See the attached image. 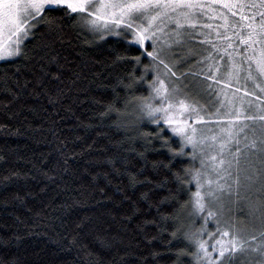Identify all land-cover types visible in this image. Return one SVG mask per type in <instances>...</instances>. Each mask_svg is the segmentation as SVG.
Instances as JSON below:
<instances>
[{"label": "snow or ice", "instance_id": "obj_1", "mask_svg": "<svg viewBox=\"0 0 264 264\" xmlns=\"http://www.w3.org/2000/svg\"><path fill=\"white\" fill-rule=\"evenodd\" d=\"M65 21L92 38L86 45L114 41L123 49L121 53L113 47L114 63H122L126 71L114 84L103 85L112 88V99L98 114L101 122L108 118L122 138L114 142L109 138L103 148L95 141L88 143L91 123L80 121L77 128L85 135L73 140L57 131L58 110L72 111L70 105L64 108V101L82 78V71L69 69L67 57L57 50V44L64 43ZM45 36L47 40L36 43ZM176 48L182 52L179 59ZM189 60L194 61L192 66L202 67L191 72L190 66L186 74L178 65ZM5 66L11 67L10 74L2 70ZM81 66L88 67L83 58ZM221 69L223 77L217 79ZM67 72L71 76L66 79ZM201 73L228 89L236 85L231 95L223 88L209 92L213 86L208 85L204 91L213 97L214 110L187 94L181 98L180 78ZM0 89L10 97L6 105L0 102V115L9 120L20 115L13 106L25 95L37 102L43 97L52 109L47 131L55 138V155L33 168L55 186L56 196L64 197L60 204L64 214L88 207L93 192L85 190L86 176L90 187L99 188L102 195L107 196L106 188L120 195V205L126 208L121 226L138 220L135 228L145 242L158 240L170 226L174 229L168 252L152 249L148 256L141 252L135 264H148L149 258L155 262L165 255L175 256L178 262L190 255L191 264H245L248 257L254 264H264V218L259 225H241L228 207L233 196L238 202L241 190H252L257 181L264 188V0H0ZM129 106L132 113L127 111ZM48 107L43 109L46 114ZM70 144L81 147L79 155L95 152L102 158L89 160L92 171L84 168L80 173L70 164L77 155ZM162 152L167 153V161L150 159L151 154ZM253 157L259 158V167ZM8 163L0 156V165ZM66 175L80 180V187L73 188ZM29 179L36 176L12 168L0 183L7 187ZM182 195L187 199L182 200ZM14 199L23 200L19 195ZM248 206L254 209L256 202L248 200ZM166 208L171 209L167 214ZM185 209L187 225L181 218ZM197 222L199 226L193 227ZM149 226L158 230L157 235L145 231ZM99 227L95 217L85 215L74 221L76 234L63 237L68 240L64 249H76L81 257L78 264H84V258L88 264L116 261L115 257L105 260L84 242L90 230ZM177 232L192 249L190 254L171 252ZM122 243L118 236L104 237L102 248L111 253ZM133 255L126 250L116 264H126L125 257Z\"/></svg>", "mask_w": 264, "mask_h": 264}, {"label": "trees", "instance_id": "obj_2", "mask_svg": "<svg viewBox=\"0 0 264 264\" xmlns=\"http://www.w3.org/2000/svg\"><path fill=\"white\" fill-rule=\"evenodd\" d=\"M91 39L86 34L80 33L76 26L65 21L64 43H58L57 50L67 57L69 69L82 71V78L69 98L64 101V108L70 105L72 111L69 113L59 109L60 116L55 118L58 120L57 131L62 137H67L69 140L85 135L82 130L77 128L80 121L93 124L94 127L90 128L87 133L88 143L95 141L96 146L103 148L109 138L113 142L122 138L121 134L111 126L108 118L102 122L99 119L98 114L104 111V105L112 99V88L103 85L114 84L116 77L122 76L126 68L122 63H114L117 53L113 51V47L122 53L123 49L120 45L115 44L114 41L107 44L98 42L101 46L86 45L85 41ZM44 40H47L46 36L43 39L38 37L36 43H42ZM131 55L135 56L139 53L131 52ZM81 58L87 61V68L82 69ZM189 69L190 67H187L185 72H189ZM2 70L9 74L12 71L9 66L3 67ZM191 71L198 70L191 68ZM217 74L223 75V69ZM70 76L71 72H67L65 78ZM202 77H205L203 73L198 76V78ZM203 86L205 89L208 87L205 81ZM117 91L122 90L117 89ZM208 91L213 92L212 89H208ZM199 95L201 96L200 92ZM9 99L10 97L0 89V102L6 105ZM45 107L48 106L43 97L37 102L34 98L25 95L17 105L13 106V109L20 113L19 116L9 120L6 116L0 115V125L4 126L0 127V156L9 161L7 166L0 165V177L7 176L8 170L12 168L22 174L28 173L30 176H36L34 180H19L8 184L7 187L0 183V240L3 241L0 243V260L5 264H9L10 261L14 264H78L81 257L77 255L76 249L72 251L64 249L63 246L68 243V240L63 237L69 233L75 235L76 233L72 232L74 221L82 219L85 215L95 217L100 227L90 230V234L85 237L84 242L93 252L103 255L105 260L111 261V258L115 257L116 261L113 264H116L120 257L125 256L126 250L134 254L125 257L126 264H135V257L141 252L145 256H148L152 249L162 253L168 252L170 233L174 230L171 226L160 233L158 240L152 241L151 244L145 242L143 235L138 233L135 228L138 220L121 226L120 220L125 214L126 208L120 205V195L114 194L110 188L105 189L107 196L102 195L99 188L92 189L90 187L86 176L83 177L85 190L93 192V196L88 197V207L74 208L69 214H64L60 210V204L64 197L56 196L52 191L55 186L43 180L33 168V165L39 168L42 160L50 158V154L55 155V138L47 131L53 118L51 116L52 109L48 107L46 114L43 111ZM117 107L120 105L117 104ZM131 110L132 107L129 106L128 113ZM73 147L77 155L74 161H70V164L80 173L84 168H89V160L102 158L95 152L91 154L85 152L83 155H79L81 147L69 145L70 149ZM150 159L167 161V153H153ZM89 170L92 171L91 168ZM65 179L72 184L73 188L80 187V180L76 177L66 175ZM99 186L104 187L102 181ZM45 187L47 190L41 191ZM16 195L23 198L22 202L14 199ZM54 196L55 200H53ZM181 199L186 200L187 196L182 195ZM96 201H100V203L97 204ZM169 211H171L170 208L165 209L166 214ZM186 211L185 209L181 214L184 225L188 224ZM113 217H115V221H113ZM198 226L199 222L193 225V227ZM145 231L150 236H155L158 232L152 226H149ZM97 236L100 239H97ZM111 236H118L123 243L118 244L111 253H106L102 248V240L104 237ZM180 236L181 233L177 232V239L171 240V252L183 250L190 254L192 249L187 247L186 242L180 239ZM125 246L130 247L126 249ZM181 262L182 264H191L190 255L182 256ZM181 262H178L172 255H165L155 262L151 258L148 260V264H181ZM84 264H88L86 258H84Z\"/></svg>", "mask_w": 264, "mask_h": 264}, {"label": "rangeland", "instance_id": "obj_3", "mask_svg": "<svg viewBox=\"0 0 264 264\" xmlns=\"http://www.w3.org/2000/svg\"><path fill=\"white\" fill-rule=\"evenodd\" d=\"M182 55V52L179 48H176V58L179 59ZM194 65V61L189 60L188 64H180L178 65V68L182 71H186L187 67H190L198 70L201 66H192ZM175 70V69H174ZM192 72V71H191ZM186 74L189 72H185ZM150 75H152L150 73ZM177 75L179 76V71H177ZM223 75L216 74L217 79H221ZM206 82L207 85L211 84L213 87L211 88L214 93L219 92L220 89H225L226 92L231 95V92L235 90L236 85L233 84L232 89H228L226 87L225 83L216 84L215 80H206L205 77L193 78L190 74L188 75L187 79L184 77L180 78V88L182 89L181 92V98H184V95L187 94L188 96L195 97L197 100H199L200 104L204 105L209 110H214L211 108L210 100L213 99V97H210L204 90L203 83ZM187 85V87H185ZM217 85V86H215ZM199 92L201 96L199 95ZM208 102V103H207ZM133 109L130 113H132ZM223 111V109H222ZM257 129L260 128L259 122L256 124ZM255 161L256 167H259V158L253 157L252 158ZM252 169H250L251 171ZM232 200L234 202H231L228 207L231 208V215L233 217H236L241 225H250L252 223H255L259 225L262 218H264V188H261L260 181H257L255 187L245 192L243 189L241 190V196L238 199L235 196L232 197ZM248 200H252L256 202V207L254 209H250L248 206ZM227 211V209H226ZM245 264H254V261L252 257H248L245 259Z\"/></svg>", "mask_w": 264, "mask_h": 264}]
</instances>
